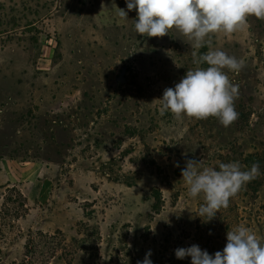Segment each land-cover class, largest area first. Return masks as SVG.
Returning a JSON list of instances; mask_svg holds the SVG:
<instances>
[{"label": "rangeland", "instance_id": "rangeland-1", "mask_svg": "<svg viewBox=\"0 0 264 264\" xmlns=\"http://www.w3.org/2000/svg\"><path fill=\"white\" fill-rule=\"evenodd\" d=\"M1 4L39 20L36 41L0 35V264H138L149 250L153 264H190L176 248L214 254L240 225L264 242V19L193 49L175 30L137 34L136 11L118 15L125 0ZM209 50L242 63L223 70L237 118L161 115L163 91L208 67L193 53ZM188 160L259 173L205 222L182 179Z\"/></svg>", "mask_w": 264, "mask_h": 264}, {"label": "clouds", "instance_id": "clouds-1", "mask_svg": "<svg viewBox=\"0 0 264 264\" xmlns=\"http://www.w3.org/2000/svg\"><path fill=\"white\" fill-rule=\"evenodd\" d=\"M127 11L118 13L121 19L128 18V11H136L134 31L144 37H163L175 30L184 42L193 49L208 46L206 40L212 33H232L239 29L248 16L264 19V0H125ZM194 62L207 64L206 68L190 70L163 91L161 115L170 112L175 118H218L228 127L238 116L234 109L235 87L230 85L223 71H238L242 63L220 50H209L199 55ZM178 66V65H177ZM259 165L241 170L238 163H221L218 169L197 170L193 160H188L181 170L190 198L203 197L204 203L196 215L207 222L213 219L222 207H227L243 185L255 179ZM207 217V219H205ZM222 251L209 254L199 245L178 247L175 257H190V264H264V242H261L243 225L226 233ZM151 250L145 253L138 264H153Z\"/></svg>", "mask_w": 264, "mask_h": 264}, {"label": "trees", "instance_id": "trees-1", "mask_svg": "<svg viewBox=\"0 0 264 264\" xmlns=\"http://www.w3.org/2000/svg\"><path fill=\"white\" fill-rule=\"evenodd\" d=\"M0 8V35H7L8 41L12 40V36L18 29H21V33H29L30 39L36 41V34H31V31H36V22L38 13L31 11L23 13L24 15L19 17L16 13L12 12L13 9L8 11L4 4H1ZM32 17V18H31ZM37 32V31H36Z\"/></svg>", "mask_w": 264, "mask_h": 264}, {"label": "crops", "instance_id": "crops-1", "mask_svg": "<svg viewBox=\"0 0 264 264\" xmlns=\"http://www.w3.org/2000/svg\"><path fill=\"white\" fill-rule=\"evenodd\" d=\"M100 33H103V32H100ZM93 42H94V40H93ZM24 163V165L26 166V164H28V163H31V162H28V161H25V162H23ZM33 163V162H32ZM8 165H9V167H10V163H8ZM29 167V166H28ZM24 168H27V166L26 167H24ZM35 168V167H34Z\"/></svg>", "mask_w": 264, "mask_h": 264}]
</instances>
